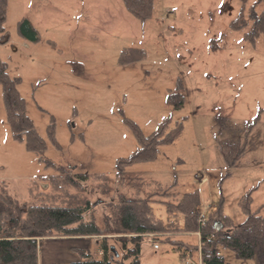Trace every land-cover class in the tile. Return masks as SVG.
I'll return each instance as SVG.
<instances>
[{
	"label": "rangeland",
	"instance_id": "374dc122",
	"mask_svg": "<svg viewBox=\"0 0 264 264\" xmlns=\"http://www.w3.org/2000/svg\"><path fill=\"white\" fill-rule=\"evenodd\" d=\"M250 7L258 13L264 0H246L248 20ZM242 8V0H153L151 15L140 19L123 0H8L10 37L0 43V58L19 78L27 112L48 140L42 155L51 164L46 167L40 153L12 135L0 84V187L29 201V186L41 175L63 169L103 173L108 188L104 181L88 182L95 209L86 215L103 228L119 194L149 198L154 213L168 221L184 215H174L167 202L196 189L201 211L210 207L208 215L221 206L242 222L244 192L257 185L252 207L264 202V40L262 34L254 43L245 38L250 20L242 29L231 27ZM20 20L39 36L34 49L25 43L32 40ZM132 46L144 48L145 56L119 63L122 50ZM168 115L183 121L180 136L159 146L157 158L137 161L119 174L117 158L137 147L124 118L148 134ZM52 116L58 145L47 137ZM238 137L247 139V149L229 164L219 142ZM153 235L143 240V264H202L197 250L181 258L164 235ZM102 236L48 237L40 249L54 263L70 264L79 259L73 246L98 255ZM175 238L199 241L192 232ZM220 250L226 262L255 264V258L239 257L228 247Z\"/></svg>",
	"mask_w": 264,
	"mask_h": 264
},
{
	"label": "trees",
	"instance_id": "16d2710c",
	"mask_svg": "<svg viewBox=\"0 0 264 264\" xmlns=\"http://www.w3.org/2000/svg\"><path fill=\"white\" fill-rule=\"evenodd\" d=\"M153 0H123L127 10L140 19L151 15ZM241 12L230 22L233 29H242L251 21L245 38L254 43L262 34L264 40V7L256 12L250 7V19L244 12L246 0H242ZM8 0H0V43L8 41L10 34L5 28ZM32 41L39 36L34 26L25 20L19 21ZM142 47H125L118 57L121 64H127L145 56ZM19 78L13 76L0 58V84L2 86L6 119L15 139L22 141L28 150L40 153L39 160L47 167L51 162L42 153L48 140L36 128L29 116L26 101L18 87ZM181 97L182 94H181ZM183 99L177 101V106ZM260 114L257 115L259 117ZM137 140L135 150L118 157L116 168L122 174L127 166L145 160H153L159 154V146L174 141L183 130V121L166 116L151 133H145L141 126L125 117ZM47 137L59 144L55 137V122L52 116L47 126ZM219 149L229 164H235L247 149V139L235 138L219 142ZM107 175L103 173L73 172L63 169L59 173L41 175L29 186L32 199L20 201L5 186L0 187V264H39V249L46 237L100 235L99 254L94 255L87 248H72L79 259L70 264H143L140 253L145 236L154 234L153 239L165 236L179 250L181 258H187L193 251L200 252L202 264H233L226 262L220 247H228L242 258H255V264H264V214L260 208H253V190L248 189L239 198V205L245 219L237 223L219 206L207 215L205 222H199L201 209L199 189L185 192L177 202L168 201L167 206L174 215L183 213V219L164 220L157 216L149 198L140 195L119 194L114 201L113 214L106 215L105 228L87 213L95 207L88 197L89 181L102 182L108 188ZM123 178H125L123 176ZM46 183L47 187L42 184ZM4 184V183H3ZM217 220L224 223L218 230ZM200 231V242L191 243L175 238L181 232ZM115 234V235H114ZM114 246V249L112 248ZM116 251L119 253L116 255ZM130 260L127 261L126 258ZM60 264V263H54Z\"/></svg>",
	"mask_w": 264,
	"mask_h": 264
},
{
	"label": "crops",
	"instance_id": "0c3cea01",
	"mask_svg": "<svg viewBox=\"0 0 264 264\" xmlns=\"http://www.w3.org/2000/svg\"><path fill=\"white\" fill-rule=\"evenodd\" d=\"M34 42H35V41H32L31 43H28L27 41H25L26 45H27L29 48H31V49H34V46H36ZM42 185L45 186V187H47V184H46V183H43ZM253 200H254V197H253ZM263 206H264V202L261 203V204H258V205L256 206V208H260V210L262 211ZM192 233L197 234L198 237H199V233H196V232H192ZM53 237H54V236H53ZM67 237H77V236H67ZM46 238H48V237H46ZM199 242H200V238H199V241H198L197 243H199ZM71 253H72V254H73V253L76 254L75 251H72ZM198 254H199V259H200V261H201V256H200V252H199V251H198ZM71 256H72L73 258H75L74 255H71ZM72 257H71V258H72ZM68 260H69V259H68ZM75 260H76V259H75ZM75 260H71V259H70L69 262H70V261L72 262V261H75ZM39 264H54V261L48 259V256L45 258L44 254L41 252V249H39Z\"/></svg>",
	"mask_w": 264,
	"mask_h": 264
},
{
	"label": "built area",
	"instance_id": "2783aa9c",
	"mask_svg": "<svg viewBox=\"0 0 264 264\" xmlns=\"http://www.w3.org/2000/svg\"><path fill=\"white\" fill-rule=\"evenodd\" d=\"M205 180H206V178H203V179L201 180V183H203ZM205 219H206V212H205V211H200V221H201V222H204ZM199 233H200V232H199ZM154 246H155V247H158L159 244H158V243H155Z\"/></svg>",
	"mask_w": 264,
	"mask_h": 264
},
{
	"label": "water",
	"instance_id": "95a60500",
	"mask_svg": "<svg viewBox=\"0 0 264 264\" xmlns=\"http://www.w3.org/2000/svg\"><path fill=\"white\" fill-rule=\"evenodd\" d=\"M95 204V203H93ZM215 226L218 230H221L224 227V223L221 220H217L215 223ZM112 248L114 249V246H112ZM119 253L116 251V255H118Z\"/></svg>",
	"mask_w": 264,
	"mask_h": 264
}]
</instances>
